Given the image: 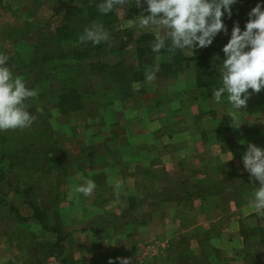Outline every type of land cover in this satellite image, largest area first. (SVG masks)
I'll use <instances>...</instances> for the list:
<instances>
[{"label": "rangeland", "instance_id": "rangeland-1", "mask_svg": "<svg viewBox=\"0 0 264 264\" xmlns=\"http://www.w3.org/2000/svg\"><path fill=\"white\" fill-rule=\"evenodd\" d=\"M85 1L0 0V52L8 55L6 66L13 75L22 78L27 88L37 91L35 98L26 101L28 110L36 117L31 127L0 131L2 183L18 185L16 176L21 177L20 169L14 166L19 163L30 171L24 175H31L28 181L23 180V185L41 187V179L51 180L46 173L50 163L56 173L54 180H58L61 187L64 186L62 175L71 170L72 161L79 159L82 162L87 156L93 157L95 162L94 167L86 164V168H94L99 181L101 156L109 151L111 170L119 167L127 173L130 168L129 177L124 180L126 185L111 179L109 189L112 191L100 200L91 194L93 201L87 202L86 214L97 222L102 218L112 219L119 211L103 210L101 205L109 206L117 196H125L124 219L131 224L112 230L113 241L127 253L126 256L129 253L126 260L130 264H149L153 259L152 262L158 259L156 264H264V212L258 213L252 206L238 213L237 224L228 208L216 209L211 205V208L197 211L194 200L183 199L184 208L189 212L186 219L189 223L181 225L180 229L186 232L181 233L179 229L173 233L176 237L171 235L174 240L169 249L163 242L145 239L147 232L143 234V240L135 239L136 229L132 224L136 213L150 214L149 201L159 207L163 201H172L173 213L175 207L181 206V197H166L169 186L177 187L178 192L187 190L189 195L198 194L204 187V198L219 191L225 194L219 198L224 202L233 198L227 194L231 185L242 191L238 196L241 205L249 203L250 206L252 194L247 195L246 189L254 192L258 182L246 175L248 172L241 160L243 155L233 153L234 144L230 147V142L235 136L240 139L244 135L247 139L256 136L254 144L264 148V89L259 93L249 89L250 98L240 111L224 97L217 103L212 93L222 85L221 66L225 58L222 49L230 39L234 23L240 16L248 21V13L262 0H238L232 7L231 18L224 17L227 33L218 34L211 46L198 48L194 54L187 50H177L167 56L159 54L158 61L156 53L155 56H144L137 51L148 46L139 44L143 36L154 39L150 32L121 27L141 12L147 14V4L139 7L137 0H128L117 12L116 26L104 27L109 32V39L101 42L103 47L99 49L96 45L86 44L85 49L91 56L77 61L73 57L79 45L62 42L59 36L63 32L82 34L85 27L92 25L86 21ZM105 47L109 50L107 53H104ZM157 63L156 78L146 82V72ZM102 65L105 67L102 71L90 69ZM232 118L239 128L234 126ZM246 127L251 130H245ZM206 131L208 136L202 138L203 144L200 142L198 146L201 139L198 135ZM249 132L252 134L247 135ZM134 153L146 161L148 168L144 169L141 163L140 166L137 164L141 167L139 170L135 163L122 160ZM213 154L217 155V165L212 163L215 160ZM195 155L202 159L198 164L194 162ZM158 158L163 161L156 162ZM154 165L157 168L154 169ZM216 166L232 177L213 178V170L217 175ZM193 167L201 170L198 177L186 178ZM235 171L239 173L236 175ZM120 187L126 189V194L118 192ZM40 191H30L29 198H41L44 193ZM64 196L68 198L70 194ZM34 200H31L33 204L36 203ZM159 211V216L165 215L164 210ZM199 216L211 223L190 230ZM114 229L120 232L125 229L129 234L118 235ZM189 235L194 240L189 239ZM38 244L41 242H31V249ZM75 248L79 247L75 244ZM82 249L84 247L79 250ZM55 251L60 252V249ZM122 260L125 257L121 254L116 263L121 264ZM112 262L114 264V260Z\"/></svg>", "mask_w": 264, "mask_h": 264}, {"label": "crops", "instance_id": "crops-1", "mask_svg": "<svg viewBox=\"0 0 264 264\" xmlns=\"http://www.w3.org/2000/svg\"><path fill=\"white\" fill-rule=\"evenodd\" d=\"M245 130H251V128L246 127ZM207 134L206 131V133H200L198 135L201 137V139L198 140V146L202 138L204 139L205 136H208ZM248 134L252 133L249 132L247 135ZM240 138L235 136L234 140L230 142V147L234 144L231 151L244 155L247 150V145L249 143L254 144L257 137L255 136L252 137L253 139H247V136L244 135V138ZM241 141L245 143H241ZM202 144L203 142H201V145ZM155 149L157 150V148ZM109 154L110 152L107 151V154L101 156L103 164L101 168H99V175L101 176L99 181L97 179V171H93L94 168H92V170L86 168V164L94 167L93 163L95 162L93 157L90 158L88 156L85 160H82V162L79 159L72 161L70 166L71 170L62 175L64 178L62 180L64 181V186L61 187L58 183L59 181L54 180V177L56 178V173L52 170V166L48 161L49 168L48 171L46 170V173L49 175L48 179L51 178V180L47 182L41 179V187L40 185H23V180L28 181L31 175H24L30 171L25 169L23 164L20 166L19 163L14 166L20 169L19 172L21 177H18L19 175L16 176L18 185L6 186L3 184L4 182L2 183V180H0V264H105V262L111 260V258H113L112 261L114 260V264H118L116 263V259L121 256V254L124 255L125 259L129 258V253L128 256H126L127 253H125L124 250H120V245L113 241L114 233L112 230L114 227L131 224L130 221L124 219L126 216L125 196H117L109 206L101 205V208H104L103 210L112 208L119 212H117L112 219L102 218L101 222H97L93 218H88L86 214L87 202H89L90 199L93 201V199L90 196L84 197L82 194L75 192V187L77 185L83 184L86 180H92L96 185L92 194H95L94 199L100 200L105 194L112 191L109 189L111 186V179H114L117 183L121 181L122 185H126V181L124 180H126V177H129L128 172L130 168L127 170V173L125 171H120L121 168L119 167L117 170L114 168L111 170ZM14 156H10V158H14ZM17 156L21 155L17 154ZM23 157L26 159L29 158L26 155H23ZM213 157L215 160L213 159L214 161L212 163L217 165V155L213 154ZM198 158L200 157L195 155L194 162H197L196 164L202 161V159L199 160ZM150 159L151 157L149 160ZM122 160L124 162L129 160L133 162V164H139V166L143 163L144 169L145 167L148 168V165L144 163L146 161L143 162V159H139V156L135 153L133 155H128V157H123ZM159 160L163 161V158H158L156 162ZM16 162H19V160L16 159ZM140 168L141 167H139V170ZM155 168L157 167L154 165V169ZM216 168L217 175L213 174V172L216 171L213 170V178L221 179L222 176L232 177L231 175L228 176L227 171H223L221 167L216 166ZM190 169L191 172L189 171L190 173L186 178L198 177L201 170L197 169V167ZM235 172L236 175L239 173L238 171ZM204 175V177L207 178V173ZM246 175L250 176L249 173ZM214 182L218 183L219 181L215 180ZM29 189H31L30 191L32 193L41 190L40 192L44 194L41 198L36 200L33 198L30 199L28 194L30 192H28ZM229 189L230 191L227 192V194H230L229 198L231 199L233 197L232 199L236 200L231 199L227 201L225 198L226 200L222 202L219 198L223 194H220L219 191L215 192L212 197L204 198V187L203 191H200L198 194L189 195L191 193L187 190H179L178 192L177 187L172 189L169 186V188H167L168 192L166 193V197H181L179 200L181 208L175 207L176 211L173 213L172 206L174 203L172 201H163L161 207L157 206V204L154 205L153 201H149L148 205L151 206L149 215L147 213H136L135 217H132V224L135 225L134 229H136V232H134V234H136L135 239L140 237V240H143V234L146 235L145 232H147L148 236L145 239L163 242L169 249L170 243L174 240L172 237H176L173 233L179 231L182 224L189 223L188 221L186 222L189 212L188 209L184 208L183 199L194 200L195 202L193 205L197 211L205 210L208 207L211 208V205H214L213 208L216 209L228 208L230 212H232L231 215L234 216L235 222L238 224V213H240L242 209H247L251 206H248L249 203H247V205H241L239 202L238 196L242 193L241 190H235L231 185ZM118 192L126 194V189L120 187ZM130 192L133 193L132 191ZM134 192L139 193V191ZM252 193L253 192L250 193L249 188L246 189L247 195ZM65 194H70V196L65 198ZM179 194L180 196H178ZM31 200H34L36 203L33 204ZM208 203L209 205H207ZM39 208H42L40 209L41 212L38 211ZM128 209H130L129 205ZM135 210L137 209H134V211ZM159 210H164L165 215L159 216L161 213ZM71 213L73 214L72 217L70 215ZM225 218L227 219V217ZM235 218H237V220ZM210 223L211 222L206 223V221L199 216L195 219L192 226H190V230L194 229L195 226L206 227ZM159 226L161 229H159ZM172 228L175 229H173V232H170ZM114 232L123 236L129 234L126 233L125 229L121 232L114 229ZM183 232H186V230H181V233ZM187 232H189V228ZM171 235L173 236L171 237ZM189 239L194 240L190 235ZM31 242H41V244L35 245L31 249ZM75 244L79 247L78 249L75 248ZM82 247H84V249L79 250ZM57 248L58 250L60 249V252L58 251L59 253L55 251ZM213 252L216 253V251ZM95 253H98V255H95ZM156 256L155 254V257ZM167 258H169V254ZM157 260L158 259H156L155 262L150 261L149 264H156ZM177 260L181 262L182 259L178 257ZM174 264H177V262Z\"/></svg>", "mask_w": 264, "mask_h": 264}, {"label": "clouds", "instance_id": "clouds-1", "mask_svg": "<svg viewBox=\"0 0 264 264\" xmlns=\"http://www.w3.org/2000/svg\"><path fill=\"white\" fill-rule=\"evenodd\" d=\"M128 0H102L97 5L102 15L118 11ZM238 0H137L139 7L147 4L145 14L125 21L122 28L134 27L139 31L150 32L154 39L151 44L153 53L162 50L190 51L212 45L221 32L227 33L224 17L232 16V7ZM109 39V32L97 23L85 27L79 36V43L91 42L99 45ZM225 54L221 66L222 85L212 93L219 103L224 97L228 103L239 110L247 105L249 89L259 93L264 89V0L248 13V21L242 30L235 23L228 43L222 49ZM159 55L156 56L157 61ZM8 55L0 52V131L26 129L31 127L36 117L28 110L26 103L37 96V91L26 87L20 77L13 75L6 65ZM159 64L145 74L146 82L156 78ZM226 94V95H225ZM234 126H240L232 118ZM244 169L250 180L257 181L258 187L252 193L250 206L258 213L264 212V148L249 143L243 157ZM96 185L86 180L75 187V192L88 197ZM109 264H113L110 260ZM121 264H130L122 260Z\"/></svg>", "mask_w": 264, "mask_h": 264}, {"label": "trees", "instance_id": "trees-1", "mask_svg": "<svg viewBox=\"0 0 264 264\" xmlns=\"http://www.w3.org/2000/svg\"><path fill=\"white\" fill-rule=\"evenodd\" d=\"M85 2H86L85 3V6H86L85 16L87 15L86 21H88L91 24H93L95 22V23L100 24L106 28L116 26L115 24L118 22V13H117L118 11H113L112 13H109L107 15H102L98 11V8H97V5L99 3H101L102 0H86ZM238 18H239V20H237L235 23L238 22L241 29H243V26L247 22V19L242 18L241 16ZM231 27H232V25H231ZM60 34H63V35L59 36L60 41H62V42H76L77 46L79 45L80 48L75 52L74 55H76V56L73 57V58H75V60L81 61V60L91 56L90 53H88V51H86L85 47H86V44H90V45H94V44H92L91 42L79 43V36L81 35L80 33L75 32V33L70 34V33L63 32ZM152 42H153V39L151 37L143 36L141 41H139V44H141V43L145 44L146 43V44H148V46L138 48L137 51L139 53H142L144 56H152V55L155 56L156 54H154L151 50ZM103 45H104L103 43H100L99 45H96V46L99 47V49H100L101 47H103ZM108 51L109 50L106 49V47H105L104 53H107ZM175 52H169L167 50H162L161 53H159V54L167 56L168 54H173ZM177 53L179 54V52H177ZM104 68L105 67L103 65L90 67L91 71H94V72L102 71ZM62 106L64 107L66 105L63 104Z\"/></svg>", "mask_w": 264, "mask_h": 264}]
</instances>
